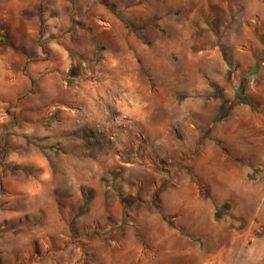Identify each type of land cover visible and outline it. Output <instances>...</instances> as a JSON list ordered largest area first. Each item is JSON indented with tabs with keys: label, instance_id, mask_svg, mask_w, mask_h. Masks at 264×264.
<instances>
[{
	"label": "rangeland",
	"instance_id": "rangeland-1",
	"mask_svg": "<svg viewBox=\"0 0 264 264\" xmlns=\"http://www.w3.org/2000/svg\"><path fill=\"white\" fill-rule=\"evenodd\" d=\"M3 1L4 11L16 9ZM45 2L36 0L40 9L32 15L38 25L41 16L49 22L47 39L14 45L9 51L19 59L7 57L0 43L7 65L0 92V264H107L98 250L117 254L115 243L131 240L125 231H137L143 250L116 256L121 264H264V23L250 21L234 0ZM142 55L150 58L145 66ZM191 57L194 69L187 66ZM106 63L116 83L103 90L95 73ZM15 82L17 91H10ZM192 83L194 91L182 89ZM218 95L237 106L209 132L223 105ZM192 110L201 135L184 139L172 118ZM123 167L134 171L122 177ZM176 168L210 198L214 213L229 205L220 226L227 221L236 231H206L213 223L206 214L200 231H183L166 216L182 237L196 234L188 251L160 235L158 243L148 241L136 219L116 218L120 210L96 219L105 203L95 201L91 183L138 182L140 195L141 183L157 184L163 203L177 190H167L178 179ZM77 193L82 200L75 203ZM147 196L146 206L161 210L157 190ZM49 231L68 236L57 243Z\"/></svg>",
	"mask_w": 264,
	"mask_h": 264
},
{
	"label": "crops",
	"instance_id": "crops-1",
	"mask_svg": "<svg viewBox=\"0 0 264 264\" xmlns=\"http://www.w3.org/2000/svg\"><path fill=\"white\" fill-rule=\"evenodd\" d=\"M12 5L16 6V9L12 10H5L4 6L7 7V2L0 0V43L4 42L5 44L2 47L3 51L7 53V57L10 59H19L18 55L12 53L14 50V45L22 46V44L31 43L35 38H44L47 39L50 36V30H49V22H46L42 16L39 18L40 24H36L35 18L33 15L39 12V5L36 4V0H22L26 1L28 5L24 6L21 5L19 2L20 0H16L12 2L13 0H10ZM46 0H43L45 2ZM234 6L238 7L241 10V13H247L250 14L251 19L250 21L255 23V20H259L260 22L264 23V0H234ZM5 7V8H6ZM30 7V9H29ZM20 11H19V9ZM34 13V14H33ZM28 14L32 17L31 20H29L25 15ZM33 14V15H32ZM246 14V15H247ZM21 17V19H19ZM19 19V20H18ZM28 19V21H27ZM15 20H17L15 22ZM26 21V22H25ZM245 24V23H243ZM242 24V25H243ZM246 25V24H245ZM94 39V38H93ZM156 44V43H155ZM157 46V45H156ZM11 48V49H10ZM157 49V48H156ZM1 51V53L3 52ZM1 53H0V92H3L6 90L4 88L3 84V78H1L3 72L6 70L7 65L4 64L1 61ZM155 53V59L159 56V60H161L162 52L160 50V47L157 49ZM144 60L142 63V66L147 65V60L150 59L146 55H142L141 58ZM10 66V65H9ZM106 66H109L108 68H101L96 69L97 72L95 73L98 77V82L100 84V87H102L103 90H105L107 87L114 85L116 82L112 78V74L115 73L113 69L110 68V63H106ZM188 67H191L194 69L195 61L194 58H190V63H187ZM264 70V69H263ZM263 72V71H262ZM261 75V73H260ZM191 76H193V72L191 73ZM263 76V74H262ZM264 77V76H263ZM18 83L15 82V85H11L10 91H17L18 89ZM99 86V85H96ZM194 83H192L189 87L187 85H183V90H189L192 88V91H194ZM199 90H201L200 87H198ZM198 91V90H197ZM174 122L179 125V133H183L184 139H189L187 137H195V127H194V111L192 110L190 114L183 115L181 117H173L172 118ZM164 122V119L161 120ZM197 138H200L201 133L197 132ZM129 166V165H126ZM130 167H123L124 175L122 177H125V173H131L134 171V169H129ZM177 169V168H176ZM178 172V169H177ZM177 174L178 179L175 181V186H167V190L174 187L177 190L169 191L167 192V200H164L163 203L165 206L163 207V203L161 200V192L160 188L157 184L153 186H146L145 183L141 187V194L136 193V186L138 185V182H132V181H121L116 182V185L114 187H106L103 184H99V182H93L90 185V192L93 195L95 201L99 203L102 201V203H105L104 207L97 208L98 214L96 219H104V218H110V211H121V216L116 217L118 219H123L122 214H126L127 218L136 219L139 222V227L142 229V231H139L140 234L146 238L148 241H151L154 239L155 241L157 238H159V235L164 239H169L170 242L173 244L172 248H184L185 250L192 251L193 247L190 244V236L196 235L194 232H187L186 237H182L178 231L181 229L183 231H200V229L203 226L202 218H204V215L209 218H212L213 223L210 225V222L207 223L204 227L206 231H236L234 229H230L231 223L224 221V226H227L226 228H223L220 226L221 222L216 221L215 219V213H214V207L212 205V202L210 198L206 197L205 195H202L198 192L197 186L192 182L190 179V176L185 173ZM76 187L83 188V186L86 187V183H78L76 182ZM115 188L117 190V193H120L123 196V206H119L117 203L119 201L114 197L116 196L115 192L112 191V189ZM147 190H150L151 192H154V190H157V200H158V208L156 209L154 207L148 208L146 206L147 202ZM107 194L109 198H105L104 195ZM129 197H132V200L141 201L143 204L136 205L135 202L130 204L126 200L129 199ZM82 196L77 193V195L74 198V202L77 203V201H81ZM207 200V202H206ZM96 207V205H95ZM55 213L53 211L50 212V218L55 219ZM171 216L175 217L179 221V227L178 229L171 228L168 223L164 220L163 216ZM212 216V217H211ZM230 219V218H229ZM235 222V219L234 221ZM214 225V226H213ZM222 228V229H221ZM50 233L54 234L57 238V243H61L62 239L68 236V231H49ZM129 237H131V240L123 243H115L119 246V252L115 254L114 250H111L110 248L107 249V254L102 255L100 250L99 256L100 258H105L107 260V264H121V259L123 258L125 251L130 252H136L137 254L143 250L142 245L139 242L138 233L137 231H125ZM159 240H157L156 243H158ZM156 244L154 242H149ZM181 245H179V244ZM187 251V252H188ZM121 257V259L116 260L115 258ZM139 261V260H137ZM114 262V263H113ZM120 262V263H119Z\"/></svg>",
	"mask_w": 264,
	"mask_h": 264
},
{
	"label": "trees",
	"instance_id": "trees-1",
	"mask_svg": "<svg viewBox=\"0 0 264 264\" xmlns=\"http://www.w3.org/2000/svg\"><path fill=\"white\" fill-rule=\"evenodd\" d=\"M218 98L223 100V105L220 108L219 115L213 120V122L209 128V132H211V129L213 128L214 124H216L217 122H222L228 118L227 114L226 115L223 114L224 112L227 113L228 111H230L231 109H233L237 106V103L225 101V99H223V97L220 95H218ZM244 104L250 105V103H248L247 100L244 101ZM218 145H219V143H218ZM228 212H229V205L228 204H225L221 208H216V213H215L216 221L220 222L224 216L228 215ZM163 218L169 224V226L171 228H175L174 223L171 222L166 216H163Z\"/></svg>",
	"mask_w": 264,
	"mask_h": 264
}]
</instances>
